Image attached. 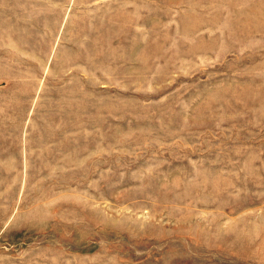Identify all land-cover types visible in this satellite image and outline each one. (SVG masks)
Listing matches in <instances>:
<instances>
[{
    "label": "rangeland",
    "instance_id": "374dc122",
    "mask_svg": "<svg viewBox=\"0 0 264 264\" xmlns=\"http://www.w3.org/2000/svg\"><path fill=\"white\" fill-rule=\"evenodd\" d=\"M0 264H264V0H0Z\"/></svg>",
    "mask_w": 264,
    "mask_h": 264
}]
</instances>
